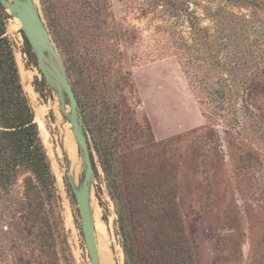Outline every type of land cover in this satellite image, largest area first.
I'll return each mask as SVG.
<instances>
[{"label":"rangeland","instance_id":"374dc122","mask_svg":"<svg viewBox=\"0 0 264 264\" xmlns=\"http://www.w3.org/2000/svg\"><path fill=\"white\" fill-rule=\"evenodd\" d=\"M57 1L77 9L80 0ZM155 1L106 0L104 38L97 39L95 31L88 30L92 37L88 42L104 44V61L110 63L106 79L110 78L111 99L107 102L117 112L115 157L120 181L128 192L142 180L143 171L152 162L147 125L154 141L159 142L207 123L203 113L208 110L190 86L195 81L190 73L201 65L198 58L204 51L192 48L194 36L187 18L170 17ZM182 1L212 35V91L221 87L231 91L227 95L230 99L223 103L224 112L219 109L216 120L225 117L239 138L234 140L236 148L227 152L222 129L214 127L212 133L189 139L178 148L175 163L182 180L178 206L190 264H264V122L246 110L241 99L246 79L264 68V0ZM36 7L46 25L39 0ZM79 18L77 14L74 21ZM18 23L8 19L6 35L55 177L57 200L47 209L53 234L51 249L56 264H90L76 204L65 185L68 177L59 130L63 123H69L54 107L55 93L38 85L42 76L35 58L24 53ZM56 48L65 69L70 67V57ZM67 75L81 104V115L94 121L100 109L98 94L86 80L82 94L75 73ZM35 88L43 90L42 95ZM212 100L220 102L215 93ZM93 157L97 170L91 188L93 206L105 227L114 261L123 264V255L121 260L118 255L121 247L115 209L94 153ZM75 174H71L72 181ZM20 186L21 179L14 186L16 192H21ZM65 209L69 224L64 220ZM15 215L9 224L10 214L0 201V264H18V248L26 253L23 260L39 264L38 245L25 239Z\"/></svg>","mask_w":264,"mask_h":264},{"label":"trees","instance_id":"16d2710c","mask_svg":"<svg viewBox=\"0 0 264 264\" xmlns=\"http://www.w3.org/2000/svg\"><path fill=\"white\" fill-rule=\"evenodd\" d=\"M39 1L53 42L70 57L71 65L66 67V72L75 73L76 85L82 94L85 93L83 84L86 80L100 99V109L94 121L90 123L81 116L85 133L90 136L87 139L95 175L97 170L93 153L104 174L115 209L123 264H190L191 257L186 247L178 206L182 183L180 169L175 163L179 155L178 148L189 139L212 133L214 127L222 129L227 152H231L232 147L236 148L234 140H239L235 137L234 128L225 122V117L219 120L221 125L216 120L219 109L224 112L223 103L230 99L227 95L231 91L222 87L212 91V35L199 25L194 12L189 11L182 0H154L162 4L170 17L176 20L182 16L187 18L194 36L192 48L204 51V57L198 58L201 65L192 68L190 74L195 81L190 86L204 110H208L207 114L203 113L207 123L168 141L159 142L154 141L147 125V149L152 162L143 171L142 180L130 186L128 192L120 181L115 157L117 112L114 105L107 102V99H111L108 91L110 78L106 79L110 63L104 61V44L88 42L92 38L88 30H94L97 39L102 40L105 36L106 0H80L77 9L71 8L70 3L62 6L57 0ZM77 14L81 19L76 22L74 18ZM10 18L0 6V201L3 210L10 214L9 224H13L12 220L17 214V225L25 239L30 238L37 243L39 264H56V255L51 249L53 234L48 225L47 210L57 200L55 177L39 136L33 110L20 82L11 42L6 35V29L9 28L7 20ZM23 40L24 53L30 59L34 58L24 37ZM176 57L178 61L182 60V56ZM38 85L47 89L43 78ZM72 90L81 113V104L73 87ZM35 91L41 95L43 93V90L36 88ZM214 93L221 105L212 100ZM241 93L243 107L264 122V68L246 79ZM19 179L21 192H16L14 186ZM65 185L73 199L68 182ZM18 249V264H31L29 260H23L26 253L22 254Z\"/></svg>","mask_w":264,"mask_h":264},{"label":"water","instance_id":"95a60500","mask_svg":"<svg viewBox=\"0 0 264 264\" xmlns=\"http://www.w3.org/2000/svg\"><path fill=\"white\" fill-rule=\"evenodd\" d=\"M0 6L10 17L20 23V32L25 38L47 86L57 97L58 110L71 126L82 167V175L77 185L67 179L80 221V230L90 264H98L94 221L89 205L90 189L95 172L90 157L89 143L84 130L82 116L74 96L66 69L54 45L36 0H0ZM68 107L66 112L65 107Z\"/></svg>","mask_w":264,"mask_h":264},{"label":"bare ground","instance_id":"6f19581e","mask_svg":"<svg viewBox=\"0 0 264 264\" xmlns=\"http://www.w3.org/2000/svg\"><path fill=\"white\" fill-rule=\"evenodd\" d=\"M11 19L17 20L14 17H11ZM17 22L19 21L17 20ZM54 96L56 97V94H54ZM54 102H55L54 107L58 110L57 97L55 98ZM65 109L67 112L68 107L66 106ZM38 121L42 125V120L40 117L38 118ZM59 132H60V139L62 142V153L66 161V175L68 179H71V174L76 173L73 177L74 178L73 181L71 180L73 185L76 186L82 175V167H81V160L79 157L80 156L79 151L71 132V126L69 124L67 125V123H63V126H61ZM89 205H90V211L92 213V218L94 221V233H95L96 249L98 255V264H116L110 249V244L106 239L105 227L100 221L99 213L93 206L91 189L89 194ZM64 220L67 224H69L70 216L67 209H65L64 212ZM118 255L121 260L122 259L121 250L118 251Z\"/></svg>","mask_w":264,"mask_h":264}]
</instances>
